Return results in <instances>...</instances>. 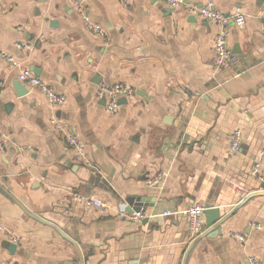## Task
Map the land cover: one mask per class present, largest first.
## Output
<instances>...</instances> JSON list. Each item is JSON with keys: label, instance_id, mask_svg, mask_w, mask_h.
<instances>
[{"label": "crops", "instance_id": "1", "mask_svg": "<svg viewBox=\"0 0 264 264\" xmlns=\"http://www.w3.org/2000/svg\"><path fill=\"white\" fill-rule=\"evenodd\" d=\"M213 1L245 15L227 32L237 61L220 69L215 26L158 0H83L102 36L70 0H0V51L17 63L0 58V223L17 238L0 232V264H264V191L251 175L264 149V0ZM34 69L62 105L35 88L16 95L17 75ZM100 83L126 84L134 95L108 113ZM234 129L240 147L230 153ZM158 171L163 182L146 187ZM128 197L147 203L142 220L120 215ZM196 202L230 215L220 234L204 235L205 224L190 237L184 212Z\"/></svg>", "mask_w": 264, "mask_h": 264}, {"label": "built area", "instance_id": "2", "mask_svg": "<svg viewBox=\"0 0 264 264\" xmlns=\"http://www.w3.org/2000/svg\"><path fill=\"white\" fill-rule=\"evenodd\" d=\"M75 10L81 17L84 26L93 34L102 36L104 35L103 29L95 22L91 21L89 17L85 14L83 7V0H70ZM166 5H168L173 10H180L188 15H193L196 18L203 19L210 22L215 26V34L213 41L214 57H213V67L215 69L224 68L237 61V56L231 51L227 41V32L230 25H236L241 27L245 21V15L240 9L233 10L230 14H224L218 11L215 7L213 0H207L202 4H198L186 0H158ZM20 45H18L19 47ZM0 58L4 59L12 66H16L17 63L13 56L0 51ZM18 80L25 86L29 88H35L40 91L47 99V101L52 105H62L65 101L63 95L55 93L50 87L46 85L39 77L29 74L27 72H20L17 75ZM2 81H0V87L2 86ZM134 91L131 87L123 83H100L97 88V96L106 100V110L108 113H114L118 107L119 99H130L133 97ZM53 125L57 129H61L56 121H52ZM241 139V132L239 129H234L230 134L228 150L230 153H234L239 149V143ZM67 145L71 148L74 158L81 159L84 156L82 144L77 140L75 136L66 135L65 137ZM6 144V139H0V149ZM28 149V147H26ZM251 175L255 177L261 183V190L264 191V149L261 150L256 157L252 169ZM166 176V172L158 171L157 173L148 176L144 179V184L146 187H157L161 184ZM72 200L78 203H82L86 206H92L102 211L105 205L95 197L81 195L79 193L71 194ZM204 205L196 202L191 204L186 210V220L189 235L191 238H195L201 235L205 229L204 215H203ZM170 211H165L164 215H169ZM121 216L129 220H142L144 214L140 212L129 213L127 211L121 212ZM250 226L260 228L259 224L250 223ZM0 232L4 233L11 241H17L15 235H13L4 225L0 223ZM233 238L239 242H243L245 237L240 233L231 234ZM249 264H258L254 259H248Z\"/></svg>", "mask_w": 264, "mask_h": 264}, {"label": "water", "instance_id": "3", "mask_svg": "<svg viewBox=\"0 0 264 264\" xmlns=\"http://www.w3.org/2000/svg\"><path fill=\"white\" fill-rule=\"evenodd\" d=\"M40 1L44 2L45 0H40ZM189 21L195 22L196 17H194L193 15H189ZM33 73H34V75H37L38 74L37 69H34ZM13 87H14V90H15V93L17 96H23L27 93V89L20 82L14 83ZM124 102H125L124 99H119V103H124ZM143 200L144 199L137 198V197L126 198L125 203H126L127 208L125 210L129 213L143 212L145 210L144 208L148 206L147 203H144ZM241 202H243V201H241ZM243 203H240V205H242ZM28 215H30L31 217H33L36 220L44 222L45 224L51 225L49 222H47V221H45L39 217H36L35 215H31V214H28ZM203 215L205 217V224H206L207 228L209 229L204 235H209L210 232L214 231L215 229H218L217 234H220L219 225L221 223H223L230 216V215L220 214L219 209L217 207H213L209 204L204 205ZM55 228L60 232V234H63L64 238L71 240V237H70L71 234L70 233L69 234L64 233V232L62 233V231L60 229H58L57 227H55ZM14 248H15L14 244H12V243L7 244V249L10 252H12Z\"/></svg>", "mask_w": 264, "mask_h": 264}]
</instances>
